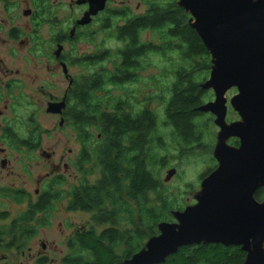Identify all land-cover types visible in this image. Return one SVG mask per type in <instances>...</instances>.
Instances as JSON below:
<instances>
[{"label": "trees", "instance_id": "obj_1", "mask_svg": "<svg viewBox=\"0 0 264 264\" xmlns=\"http://www.w3.org/2000/svg\"><path fill=\"white\" fill-rule=\"evenodd\" d=\"M191 21L176 0L154 4L151 17L132 20L114 35L123 44L117 54L120 63L110 71L103 69L102 74L93 73L86 82L76 81L79 87L83 85L75 96L80 105L75 113V126L84 148L79 169L84 180L70 192L73 200L67 210L90 213L93 225L68 241L69 254L62 264H125L145 249L150 238L159 235L160 223L173 221L174 204L158 172L167 167V157L154 150H166L165 132L176 145L200 148L214 122V118L196 111L205 104L207 91L201 86L210 75L212 63ZM149 29L157 33V43L142 40ZM151 53L162 56L174 75L169 99L165 100L163 124L148 105L135 111L133 105L106 90L108 86L123 87L137 82L141 70L147 68L144 60ZM100 58L90 57L79 64L91 66ZM101 92H106L105 96H100ZM95 168L100 169V179L92 184L87 179ZM213 170L210 168L201 176L202 180ZM60 193L51 192L39 203L31 204L13 219L9 231L0 229V250L25 246L36 228L46 223V217L38 220L39 215L47 216L52 211ZM11 195L18 202L23 199L20 194ZM255 198L264 201V188L257 191ZM99 226L104 229L97 234L95 227ZM4 236L10 239L6 241ZM245 258L240 247L200 245L180 249L164 264H244Z\"/></svg>", "mask_w": 264, "mask_h": 264}, {"label": "water", "instance_id": "obj_2", "mask_svg": "<svg viewBox=\"0 0 264 264\" xmlns=\"http://www.w3.org/2000/svg\"><path fill=\"white\" fill-rule=\"evenodd\" d=\"M177 5L191 16L211 56L201 88L212 90L214 100L196 111L213 115L220 129L217 168L203 179L196 204L174 212L175 223H160L159 235L125 264H164L180 249L200 245L240 247L244 264H264V201L255 198L264 188V0H177ZM232 89L237 94L229 104L240 120L228 123L226 95ZM230 139L238 147L228 145ZM175 174L170 170L164 181Z\"/></svg>", "mask_w": 264, "mask_h": 264}, {"label": "rangeland", "instance_id": "obj_3", "mask_svg": "<svg viewBox=\"0 0 264 264\" xmlns=\"http://www.w3.org/2000/svg\"><path fill=\"white\" fill-rule=\"evenodd\" d=\"M153 1V4H165L173 0ZM131 6L134 10L140 7L137 10L138 12H142L145 9V6L139 4L137 0H133ZM41 30L43 43L40 53L41 59L46 61L47 59H51L50 55L54 51H51L54 47L49 42L54 31L47 26H43ZM141 38L143 41L154 43L159 41L157 33L154 32H145ZM121 48H123V44L107 34H101L91 39L88 38V40L83 37L74 42L72 46H68V50L72 51L75 58L79 59L98 50L110 49L116 51ZM15 53L16 56H13L11 52L0 47V58L6 61L7 66L11 70L22 69L21 61L27 55L30 57V53L27 52L26 55L23 51L21 53L15 51ZM110 59L112 60L113 57ZM144 62L147 68L141 70L137 82L128 83L123 87L108 86L106 90L115 98H122L127 103L133 105L135 111L143 110L145 106L150 104V109L157 114L159 123L163 124L165 121V100L169 99L168 92L170 84L174 81V75L169 69L170 65L168 62L158 54L151 53L147 55ZM102 66L104 65L100 64L89 68L76 64L72 68V75L74 77L90 75L93 72L99 71ZM104 67L112 69L107 63H105ZM58 77L60 76L57 74L55 79L58 80ZM197 80L199 81L200 78H197ZM102 94L100 96H105L106 92H102ZM236 94L237 90L232 89L226 95L228 100L227 122L229 123L240 120L238 114L229 104ZM206 96L205 103L214 100V92L212 90H208ZM4 105H6V101L0 102V110L3 109ZM10 106V109L0 118V147H4L1 141L4 139L1 125L10 126L19 138L26 139L29 137V131L33 127L30 120L35 118L36 122L41 125L40 136L42 144L40 152L55 153L53 158L48 161L41 159V153L23 154L14 147L8 148L6 157L10 161L9 168L6 169L8 173L3 172L2 176H0V186L11 187L12 189H24L33 195L29 196L34 200V191L43 185L47 173H51V170H54V167L61 164V162L63 164L69 163L70 151L74 155L79 153L80 143L78 142L76 132L72 128L66 127L65 129H60L58 126L59 121L45 113L46 103L40 100V97L24 99L20 106H13L11 102ZM207 118L208 116L205 117V120ZM209 132V136L202 144L204 146L200 148L176 145L172 142L171 138H168L167 132H165L166 150H154L159 156L167 157V167L159 169L158 172L161 181L165 184L166 193L174 204L173 211L175 212L183 211L187 207L196 204L195 197L201 191V183L203 181V177L201 178V176L208 172L210 168L214 170L217 168L214 151L218 143L220 129L213 122L211 123ZM94 133L95 135L97 134V132ZM227 144L230 145V142H227ZM23 155L26 157H23ZM172 169L176 170V174L166 183L164 180L167 177V173ZM60 172L67 179L63 183L56 185L60 192H68L84 180L83 176L79 175L75 169L72 172H67L61 166ZM71 173L73 174L72 178L69 176ZM98 179H100V169L95 168L94 173L87 180L89 183L95 184ZM4 194H0V229L9 231L10 225L14 221L13 219L28 209L29 200L26 198L24 201L21 199V202H18L12 198V193L8 189L4 191ZM67 203L64 199L59 200L53 204L52 211L47 216H44V214L39 215L38 220L42 221L46 217V223L44 226L36 228L35 235L30 238L25 246L18 245L11 250L1 249L0 264H61V260L69 254L67 240L72 233L77 229L80 230V233L82 231L86 232L93 225L90 213L83 211L69 212L67 210ZM2 216L6 217V219H3ZM172 219L173 221L169 222L175 223L174 213H172ZM103 229L104 227L102 226L95 227L97 234ZM3 239L7 241L10 237L4 236Z\"/></svg>", "mask_w": 264, "mask_h": 264}, {"label": "flooded vegetation", "instance_id": "obj_4", "mask_svg": "<svg viewBox=\"0 0 264 264\" xmlns=\"http://www.w3.org/2000/svg\"><path fill=\"white\" fill-rule=\"evenodd\" d=\"M137 1L145 6L144 11L138 12L137 10L140 7L134 10L131 6L133 0H0V47L11 52L13 56H16L15 51L19 53L23 51L25 55L26 52L30 53V57L27 55L21 61L22 69L18 70L9 69L6 61L0 58V102L6 101V105L0 110V118L10 109L11 102L13 106H20L24 99L40 97V100L46 103L45 113L59 121L58 126L60 129L70 127L76 132L75 113L80 108V105L76 103L75 96L79 94L83 86L79 87L76 81L82 80L86 82L94 72L90 75L74 77L72 68L76 64L80 65L79 61L90 57L101 58L94 65H87L86 67H96L100 64L105 66V63L109 67H113L115 64L120 63V58L117 57L120 49L116 51L102 49L79 59L75 58L72 51L68 50V46H72L74 42L83 37L88 40V38L91 39L101 34L110 35L117 40L114 35H118L132 20L152 16L154 1ZM101 6L103 7L99 9ZM84 20L87 22L81 24V21ZM43 26H47L54 31L49 40L50 45L54 47L51 51H54L50 55L51 59L46 61L41 59L40 53L43 43L41 33ZM145 32H151V30L149 29ZM112 57L113 59L111 60L110 58ZM104 66L101 67L102 70L100 69L97 72L102 74L103 71L110 70ZM57 74L60 76L58 80L55 79ZM99 94H102V92ZM49 108L56 112L49 113ZM148 108L150 109V104H148ZM106 109L107 107L104 105L103 111ZM205 115L215 120L213 115ZM30 123L33 127L29 131V137L26 139L19 138L10 126L1 125V131L4 136L1 141L4 147H0V176H2L3 172H7L6 169L9 168L10 161L6 158L8 148L14 147L23 154L41 153V159L48 161L53 158L54 152H40L42 144L40 136L41 125L36 122L35 118L31 119ZM227 142H230V146L233 147H238L239 145L237 139H230ZM83 152L84 148L80 143L79 153L74 155L70 151L69 163L63 164L61 162V164L54 167V170H51V173H47L43 185L34 191V200L30 198L33 195L24 189L14 188V190L11 187L0 186V194L5 195L4 191L7 189L12 194H20V196H23V201L26 198L29 200L28 208L31 204L39 203L44 196L50 195L51 192H60L56 185L58 182L63 183L67 180L60 172L61 166L67 172H72L75 169L79 175H82L79 169ZM23 157L26 156L23 155ZM69 176L72 178L73 174L71 173ZM38 184L41 185L40 182ZM53 185L55 187L50 189V186ZM72 189L68 192L60 193V198L55 199L53 204L64 199L68 202V208L69 202L73 200V196L70 195ZM82 233L84 232L82 231ZM82 233H80L79 229L72 233L67 240L68 250V241Z\"/></svg>", "mask_w": 264, "mask_h": 264}]
</instances>
